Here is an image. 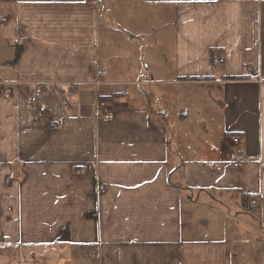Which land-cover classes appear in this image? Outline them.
<instances>
[{"label": "crops", "instance_id": "0c3cea01", "mask_svg": "<svg viewBox=\"0 0 264 264\" xmlns=\"http://www.w3.org/2000/svg\"><path fill=\"white\" fill-rule=\"evenodd\" d=\"M0 264H264V0H0Z\"/></svg>", "mask_w": 264, "mask_h": 264}, {"label": "built area", "instance_id": "2783aa9c", "mask_svg": "<svg viewBox=\"0 0 264 264\" xmlns=\"http://www.w3.org/2000/svg\"><path fill=\"white\" fill-rule=\"evenodd\" d=\"M224 61V57L221 56H216L213 59V63L217 68H219L224 63ZM106 74L107 70L105 67L102 66L97 69L96 77L99 78V80H103L104 77H106ZM75 89L76 87L73 86V90ZM29 100L35 106L38 115V120L47 123L51 118V115L48 110L43 105L38 103V98L36 95H31L29 97ZM64 103L67 104V100H64ZM94 116L103 119H111L113 117V112L110 103L107 101L100 102L94 111ZM231 141L234 145V149L231 152V160L233 162L243 160L246 157L247 153L246 149L242 145V137L240 135H234L232 136Z\"/></svg>", "mask_w": 264, "mask_h": 264}, {"label": "trees", "instance_id": "16d2710c", "mask_svg": "<svg viewBox=\"0 0 264 264\" xmlns=\"http://www.w3.org/2000/svg\"><path fill=\"white\" fill-rule=\"evenodd\" d=\"M230 79H244L245 77L243 76H229ZM193 79H203V78H193ZM103 98V97H102ZM104 99V98H103ZM102 100V99H101ZM46 108V107H45ZM47 109V108H46ZM49 112V111H48ZM50 113V112H49ZM52 115V114H50ZM48 125L50 126H54L55 125V121H53V118L51 116V118L49 119V121L47 122ZM57 123V122H56Z\"/></svg>", "mask_w": 264, "mask_h": 264}, {"label": "bare ground", "instance_id": "6f19581e", "mask_svg": "<svg viewBox=\"0 0 264 264\" xmlns=\"http://www.w3.org/2000/svg\"><path fill=\"white\" fill-rule=\"evenodd\" d=\"M102 101H107V102H109L110 105H111V107H112V103H111L110 101H108V100H100V101L98 102V104H99L100 102H102ZM98 104H97V105H98ZM96 107H97V106H96ZM112 112H113V115H114L113 107H112Z\"/></svg>", "mask_w": 264, "mask_h": 264}]
</instances>
